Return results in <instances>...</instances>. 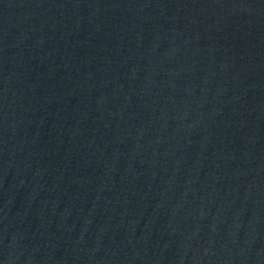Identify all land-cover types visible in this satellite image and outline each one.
<instances>
[{"label":"water","instance_id":"1","mask_svg":"<svg viewBox=\"0 0 264 264\" xmlns=\"http://www.w3.org/2000/svg\"><path fill=\"white\" fill-rule=\"evenodd\" d=\"M0 264H264V0H0Z\"/></svg>","mask_w":264,"mask_h":264}]
</instances>
